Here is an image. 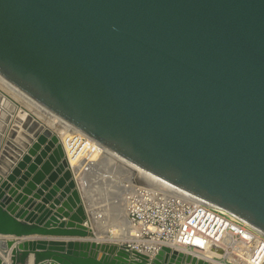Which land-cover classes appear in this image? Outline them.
<instances>
[{
	"label": "water",
	"instance_id": "water-1",
	"mask_svg": "<svg viewBox=\"0 0 264 264\" xmlns=\"http://www.w3.org/2000/svg\"><path fill=\"white\" fill-rule=\"evenodd\" d=\"M0 80L264 231V0H0ZM8 100L0 91V235L69 238L21 241L12 264H216L90 238L59 137ZM14 243L0 239L5 256Z\"/></svg>",
	"mask_w": 264,
	"mask_h": 264
},
{
	"label": "built area",
	"instance_id": "built-area-1",
	"mask_svg": "<svg viewBox=\"0 0 264 264\" xmlns=\"http://www.w3.org/2000/svg\"><path fill=\"white\" fill-rule=\"evenodd\" d=\"M50 115L59 124L64 122ZM54 133L63 146L69 169L80 184L76 170L86 172L88 164L106 148L75 128H59ZM80 162L83 165L79 168ZM128 188L125 215L129 236L119 244L128 251L139 252L149 261L163 247H169L190 255L211 254L220 264H264V231L192 193L185 198L136 184Z\"/></svg>",
	"mask_w": 264,
	"mask_h": 264
},
{
	"label": "bare ground",
	"instance_id": "bare-ground-1",
	"mask_svg": "<svg viewBox=\"0 0 264 264\" xmlns=\"http://www.w3.org/2000/svg\"><path fill=\"white\" fill-rule=\"evenodd\" d=\"M4 84H6V83H4ZM6 85H8L14 92H16L17 95L22 97L23 98V102L26 105H28L29 108H32V109H28V108L20 105V103H18L14 99H12L4 91L1 90L5 94V96L9 97V100H8L7 104L13 102L14 104L17 105L18 109H17L16 113L17 114L20 113L18 116H20L22 118H25L27 113L29 112V113L33 114L37 118L38 121H40L41 123L45 124L48 128L53 130V132L54 131H58L59 128H61V129L65 128L67 130H70V129L74 128L72 125L66 123L65 121L59 124V122H57L55 120V118H53L50 114H48L46 111H44L41 108V106L37 105L36 103L33 104L32 101L25 94H23L22 92L18 91L17 89H15L13 86H11L8 83ZM34 111H36L37 113H35ZM106 150L109 151L112 154L117 155L116 153H114V152H112V151H110L108 149H106ZM106 150L101 155V157H102L103 160H105L108 163V162H111V161H109L108 158L106 157ZM119 157H121V156H119ZM72 162H74V161H72ZM90 163L88 164V167H90L89 168L90 170L88 172H90L91 169H92V166H91ZM110 164L111 163H108V165H110ZM78 165H79V168H80V166L83 165V162H80ZM94 167L97 170L96 165H94ZM130 168H131V166H129V168L127 167V169H129L128 172L135 173V176H132L131 174H129L126 169L124 170L127 173V178H128L127 181L129 182V184H127L125 182H123V183L121 182V197L119 196L118 200H117V202L120 201L121 203H119V204L115 203L117 207L113 209L114 214L111 215L112 220H114V222H113V224H111L112 226H111V228L109 230H104L102 232L103 234H105L107 236L109 235V232H112L113 234H115L116 235L115 237H117V238L121 237V236L122 237L129 236V230H127L126 215L125 216L123 215L122 217H120V214L122 212H124V210H125V197H126L127 191L130 189V188H128V186H133L134 184H136V185H141V186L149 187V188H152V189H157L159 191H163V192L168 193V194L178 195V196L185 197V198L190 196V193H188V192H186V191H184L182 189L172 187V186L160 181L159 179H157L156 177L152 176L150 173H148L144 169H143L144 172H145L144 174H146L147 176L141 175V174L137 173V170L133 171ZM79 173L80 172H77V170H76V178L77 179H79L78 176H77V174L79 175ZM91 177H93V176H91ZM79 180L81 182L80 186H81V189H82L81 191H82V196L84 198V202L87 204V206L91 207V206H93V200H94L95 196L91 195L89 197L88 196L85 197L84 188H83L84 186L82 187V180L81 179H79ZM84 184L86 186V183H84ZM90 185H92V184L90 183ZM91 188H93V187H91ZM91 191H92V189H91ZM89 193L91 194L92 192L89 191ZM87 198H88V200H87ZM122 201H123V203H122ZM87 210H88V213L90 214L89 216L93 219V220L90 219V221H89L90 224H92V221H94V219L97 218V217H98V220H100V222L104 221L103 215L100 214V213H97L96 212L97 210H96V208H94V206H93V208H89V209L87 208ZM105 227L108 229L107 226H105ZM106 239H108V238H106ZM114 239L115 240H110V242H105L104 241L105 239L104 240L97 239V240H94V241H97V242H100V243H111V242L112 243H119L118 240H116V238H114ZM192 256H196V257H199V258L207 259L210 262L220 264V261L217 260L216 258H213V256L211 254H207V255L192 254Z\"/></svg>",
	"mask_w": 264,
	"mask_h": 264
},
{
	"label": "rangeland",
	"instance_id": "rangeland-1",
	"mask_svg": "<svg viewBox=\"0 0 264 264\" xmlns=\"http://www.w3.org/2000/svg\"><path fill=\"white\" fill-rule=\"evenodd\" d=\"M13 93L15 95L14 91ZM16 97L18 98L20 96L18 95ZM20 99L23 100L22 97H20ZM34 112L37 113L36 111ZM106 157L108 158L109 161H111V162H108V163H111L110 165H108V163L105 160H103L101 156H95L90 163L92 166L91 171L88 172L90 170L89 169L90 167H88L86 172L84 173L80 172L79 175L77 174V176L79 179L82 180V187L84 186L83 188H84L85 197L87 196L89 197L91 195L95 196L93 200V206L94 208H96L97 210L96 212L102 214L104 218L103 222L102 221L100 222V220H98V217L95 218L94 221H92V224H91L92 232L90 233V238H92L93 240H97V239L104 240L105 239L104 240L105 242H110V240H115L114 238H116V240H118L119 242L118 244H120L125 237L121 236L117 238L115 237L116 235L113 234L112 232H109V235H108L109 237H108L102 232L104 230H109L111 228L112 226L111 224H113L114 222V220H112L111 215L114 214L113 209L117 207L115 203L117 204L121 203L120 201L117 202L118 197L119 196L121 197V182L122 183L128 182L127 173L124 170L126 169L128 172L129 169H127V167L129 168V166H131L130 169H132L133 171L137 170V173L144 175V176H147V175L144 174L145 172L142 168L136 166L135 164L131 163L130 161L126 160L123 157H119L118 155L110 153L107 150H106ZM94 165H96L97 170L95 169ZM128 173L131 174L132 176H135V173L133 172L132 173L128 172ZM84 183H86V186ZM90 183L92 185H90ZM90 188L92 189V191ZM89 191L92 193L90 194ZM93 206L91 207L87 206V208L88 209L93 208ZM123 215L125 216V210L124 212L120 214V217H122ZM91 220L93 219L91 218ZM105 226H107L108 229Z\"/></svg>",
	"mask_w": 264,
	"mask_h": 264
},
{
	"label": "crops",
	"instance_id": "crops-1",
	"mask_svg": "<svg viewBox=\"0 0 264 264\" xmlns=\"http://www.w3.org/2000/svg\"><path fill=\"white\" fill-rule=\"evenodd\" d=\"M4 91L8 96H10L12 99H14L15 101H17L18 103H20V105L30 109L24 102L22 99H20V97H16L18 96L15 92V95L13 93V90L6 84H4L1 80H0V91ZM1 91V92H2ZM3 113V112H2ZM19 113V112H18ZM20 114V113H19ZM19 114H15L13 117H16V115H19ZM14 122L13 120L11 121V123ZM15 123V122H14ZM11 124H9V128H10ZM8 137H7V134H4V140H7ZM40 201V200H39ZM47 206H49V204H47ZM59 205H57L58 207ZM60 220H67V218H63V219H60ZM0 239H4V240H9V239H12L15 241L14 245L12 246V248H10L8 250L9 254L8 256H5L2 251L0 250V257L1 259L3 260V262L5 264H12V260H11V251L12 249L15 247V245H17L19 242L21 241H25V240H38V239H47V240H50V239H69L68 237H56V236H38V235H33V236H27V237H15V236H10V235H7V236H4V235H0ZM49 261V260H47ZM44 263V262H43ZM27 264H34V254L33 253H30L28 259H27Z\"/></svg>",
	"mask_w": 264,
	"mask_h": 264
}]
</instances>
